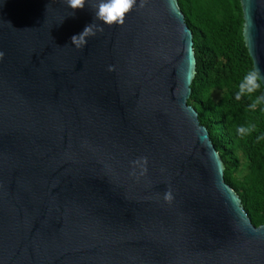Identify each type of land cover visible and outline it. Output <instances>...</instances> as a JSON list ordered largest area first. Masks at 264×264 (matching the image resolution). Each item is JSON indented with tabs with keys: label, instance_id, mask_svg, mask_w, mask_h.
<instances>
[{
	"label": "water",
	"instance_id": "95a60500",
	"mask_svg": "<svg viewBox=\"0 0 264 264\" xmlns=\"http://www.w3.org/2000/svg\"><path fill=\"white\" fill-rule=\"evenodd\" d=\"M241 2L264 74V0ZM93 3H0V264H264V224L189 103L179 0H138L78 50Z\"/></svg>",
	"mask_w": 264,
	"mask_h": 264
},
{
	"label": "trees",
	"instance_id": "16d2710c",
	"mask_svg": "<svg viewBox=\"0 0 264 264\" xmlns=\"http://www.w3.org/2000/svg\"><path fill=\"white\" fill-rule=\"evenodd\" d=\"M194 32L197 58L196 76L189 103L200 115L224 164L226 181L242 199L256 226L264 224V114L247 110L248 99L235 100L243 75L254 67L246 44L245 18L241 0H179ZM224 91L219 100L213 91ZM260 93H257L259 95ZM254 123L257 132L240 139L235 127ZM241 155L249 170L239 175Z\"/></svg>",
	"mask_w": 264,
	"mask_h": 264
},
{
	"label": "clouds",
	"instance_id": "9594fccd",
	"mask_svg": "<svg viewBox=\"0 0 264 264\" xmlns=\"http://www.w3.org/2000/svg\"><path fill=\"white\" fill-rule=\"evenodd\" d=\"M145 0H139V4L143 7ZM2 3V0H0ZM66 6L71 10L74 16L77 10H83L89 7V0H64ZM138 4V0H94L91 5L93 12V22L87 25L78 35L71 37V45L76 49H84L88 40L103 32L104 27L122 26L127 14H129ZM4 53L0 51V61L3 60ZM110 71L113 69L110 67ZM257 93H260L257 95ZM235 100L241 101L247 98L249 103L247 110L264 114V74L257 67L250 68L238 84V90L235 93ZM257 126L254 123H247L235 127V134L238 138L244 139L256 133ZM257 142L264 141V134L257 135ZM146 158L143 160L145 167L141 171V175L145 174ZM164 201L171 203L174 199L171 190L164 193Z\"/></svg>",
	"mask_w": 264,
	"mask_h": 264
},
{
	"label": "rangeland",
	"instance_id": "374dc122",
	"mask_svg": "<svg viewBox=\"0 0 264 264\" xmlns=\"http://www.w3.org/2000/svg\"><path fill=\"white\" fill-rule=\"evenodd\" d=\"M223 94H224V91L221 89H215L212 93L213 98L215 100H219L223 96ZM241 165L242 166H241L238 174L242 176L249 170V163L243 155H241Z\"/></svg>",
	"mask_w": 264,
	"mask_h": 264
}]
</instances>
